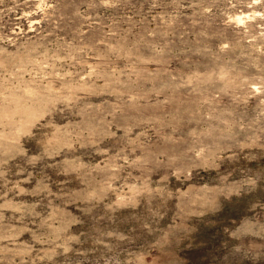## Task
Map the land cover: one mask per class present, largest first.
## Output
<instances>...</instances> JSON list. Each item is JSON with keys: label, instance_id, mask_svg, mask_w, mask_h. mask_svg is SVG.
Wrapping results in <instances>:
<instances>
[{"label": "rangeland", "instance_id": "rangeland-1", "mask_svg": "<svg viewBox=\"0 0 264 264\" xmlns=\"http://www.w3.org/2000/svg\"><path fill=\"white\" fill-rule=\"evenodd\" d=\"M0 264H264V0H0Z\"/></svg>", "mask_w": 264, "mask_h": 264}, {"label": "bare ground", "instance_id": "bare-ground-1", "mask_svg": "<svg viewBox=\"0 0 264 264\" xmlns=\"http://www.w3.org/2000/svg\"><path fill=\"white\" fill-rule=\"evenodd\" d=\"M240 21H241V18H240Z\"/></svg>", "mask_w": 264, "mask_h": 264}]
</instances>
